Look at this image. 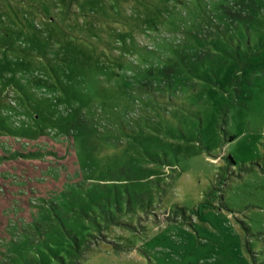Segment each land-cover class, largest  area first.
<instances>
[{
	"label": "rangeland",
	"instance_id": "rangeland-1",
	"mask_svg": "<svg viewBox=\"0 0 264 264\" xmlns=\"http://www.w3.org/2000/svg\"><path fill=\"white\" fill-rule=\"evenodd\" d=\"M249 1L0 0V264H264Z\"/></svg>",
	"mask_w": 264,
	"mask_h": 264
},
{
	"label": "trees",
	"instance_id": "trees-1",
	"mask_svg": "<svg viewBox=\"0 0 264 264\" xmlns=\"http://www.w3.org/2000/svg\"><path fill=\"white\" fill-rule=\"evenodd\" d=\"M244 5L247 7L246 9L248 12H250L251 9V3L249 0H243ZM238 4H242V2H239ZM221 5H225L223 0H221ZM214 27L216 30L213 29V33L210 35L208 39H212V37H219L221 38L222 34L226 30H235L236 26L239 24L237 21V18L240 16L237 15H229V12L226 11L224 8H215L214 10ZM251 14V13H250ZM252 15V14H251ZM199 37H195L197 41L200 42V35ZM211 43H214L213 41ZM100 136H104L101 135ZM109 139L107 136H105V140L107 141ZM99 146L101 148V151L107 152V147L110 146L108 142L102 141V143H99ZM65 189V188H64ZM63 188L61 190H64ZM60 190V191H61ZM60 191H55V195H51L49 198H45L42 205L37 207V211L34 209L31 211V213L35 212V215H31L30 219L28 217H24L26 220H28L29 223L34 225H48V223H53V221L56 219L57 213H55L54 206L55 204H58L57 201H55V198ZM37 213V214H36ZM49 230V228H48ZM27 233H30V231H25L24 234L27 237ZM31 234V233H30Z\"/></svg>",
	"mask_w": 264,
	"mask_h": 264
}]
</instances>
